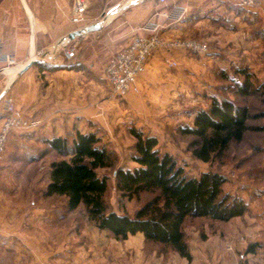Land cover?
Segmentation results:
<instances>
[{
  "label": "rangeland",
  "instance_id": "obj_1",
  "mask_svg": "<svg viewBox=\"0 0 264 264\" xmlns=\"http://www.w3.org/2000/svg\"><path fill=\"white\" fill-rule=\"evenodd\" d=\"M94 3V0H88V16L105 21L100 37L93 42L88 40L86 44L66 48L75 53L69 59L74 73L85 67L89 70L83 72L88 79L84 75L85 78L79 83L76 81L74 86L73 95L81 114L78 112L77 116H72L69 126L62 128L61 132L43 130L42 122L36 132L13 130L1 156L0 264H53L54 261L46 259L45 255L37 257L32 252L33 240L44 235L73 233H77L74 239L66 237L64 241L69 246L84 245L88 258L94 257L87 264H208L213 248H221L227 259L234 260L226 264H264V6L257 7L255 12L231 7V15L219 17L217 25L226 29L220 31V42L207 38V27L198 37H183L181 40L206 44L208 52L199 55L186 53L191 64L181 71V76L178 75L181 81L177 80L170 91L163 92L159 86L143 90L139 84V94H129L138 99L132 101L128 95L125 99L115 96L104 80V65L116 53L113 49L118 37L106 23V14L94 13L97 12ZM65 50L59 51L62 57ZM83 57L85 65L78 62ZM178 68L180 70L179 65ZM243 68L250 75L253 89L258 90L257 94L244 98L236 93V83L243 80L236 71ZM0 69V73L5 70ZM221 73L231 79L223 80ZM213 96L247 107L250 128L243 141L232 143L224 156L201 162L191 153L190 144L195 139L180 136L178 129L191 125L192 117L200 109H208ZM4 116L0 108V126ZM132 128L155 137L159 141V150L171 155L186 176L197 178L203 172L222 175L226 182L223 193L241 199L247 206L243 217L227 223L188 219L183 228L192 257L190 263L169 249L144 242L140 236L114 240L108 233L96 229L83 206L69 212L63 197L42 196L51 164L62 159L44 140L53 136L68 140L78 132H91L116 157L113 169L99 170L101 176L107 177L105 200L109 211L133 217L152 196L143 193L128 201L121 197L115 185L117 168L136 167L131 160L135 144L130 134ZM70 250L75 252L72 247ZM249 253V259H238ZM68 260L69 264H85L82 256L76 259L71 256ZM57 264L68 263L64 257Z\"/></svg>",
  "mask_w": 264,
  "mask_h": 264
},
{
  "label": "trees",
  "instance_id": "obj_2",
  "mask_svg": "<svg viewBox=\"0 0 264 264\" xmlns=\"http://www.w3.org/2000/svg\"><path fill=\"white\" fill-rule=\"evenodd\" d=\"M225 5L229 9L236 6ZM236 73L243 78L241 83L235 82L236 93L242 98L257 94L247 70L243 68ZM220 78L231 79L223 73ZM207 108L195 113L191 125L178 129L180 136L195 139L190 144L191 153L201 162L224 156L232 143L243 141L250 128L247 107L230 99L213 96ZM130 134L135 140L131 160L136 167L116 169L117 191L128 201L143 193L152 196L133 217L109 211L105 200L107 177L101 176L99 170L113 169L116 157L91 132H78L68 140L61 137L44 140L62 159L51 164L42 196L63 197L69 212L83 206L96 229L114 240L141 234L144 242L169 249L190 262L192 257L183 228L188 219L227 223L243 217L247 206L241 199L223 193L226 182L219 173L203 172L197 178L186 176L171 155L159 150L155 137L134 128Z\"/></svg>",
  "mask_w": 264,
  "mask_h": 264
},
{
  "label": "crops",
  "instance_id": "obj_3",
  "mask_svg": "<svg viewBox=\"0 0 264 264\" xmlns=\"http://www.w3.org/2000/svg\"><path fill=\"white\" fill-rule=\"evenodd\" d=\"M94 2L97 11L94 13L106 14L105 18L108 17L106 23L118 37L116 47L113 49L116 53L129 45L133 36L149 35L143 28L153 25L158 26L159 35L166 39L198 37L207 27L209 28L207 38L220 42L218 40L221 37L220 31L225 27L217 25L219 17L233 13L228 5L217 0H167L165 5L159 4L158 0H94ZM71 5L72 0H0V41L3 53L15 59L14 66L0 73L2 91L0 108H3V98L9 97L13 99L22 115L39 118L42 122L41 128L52 132L53 130L61 132L62 128L69 126L72 116H77L75 114L81 110L76 107L74 86L76 81L79 83L85 78L83 72H89L85 67L88 71L81 69L82 71L78 70L81 72L74 73L73 63L62 57L59 51L86 44L88 40L91 42L97 40L105 22L96 16H88L87 11L88 27H94L98 23L100 27L71 37L73 33L79 31L78 27L70 22ZM247 10L255 12V9ZM119 33L122 35L119 36ZM169 55L180 66V70L168 69L163 65L162 61L166 56L164 53L154 54L147 62L145 73L139 79L143 90L159 86L163 92L170 91L179 80L178 75L181 71L184 72V68L191 64L192 60L186 53L174 51ZM42 57L44 58L42 63L26 68L30 62ZM78 62L85 65L86 59L83 57ZM128 96L132 101L138 100L133 95ZM76 234L44 235L33 240L35 244L32 246V252H35L37 257L39 254L45 255L46 259L54 261L53 264H57L59 259L64 257L69 264L68 257L71 256L74 259L82 256L87 264L94 257L88 258L85 246L81 244L69 246L68 242L64 241L66 237L74 239ZM136 236L143 238L141 234ZM49 241L52 243L49 244ZM41 242L45 243L36 245ZM71 247L75 252L70 250ZM59 254L63 257L59 258ZM249 256L250 253L238 259H249ZM210 259L211 263L208 261V264L219 262L226 264L227 261V263L234 261L227 259L221 248H213ZM183 260L186 263L192 261Z\"/></svg>",
  "mask_w": 264,
  "mask_h": 264
},
{
  "label": "built area",
  "instance_id": "obj_4",
  "mask_svg": "<svg viewBox=\"0 0 264 264\" xmlns=\"http://www.w3.org/2000/svg\"><path fill=\"white\" fill-rule=\"evenodd\" d=\"M221 3L234 4L244 9H256L264 6V0H217ZM158 3L165 5L167 0H158ZM70 22L78 27V30H85L88 27L87 11L88 0H72ZM165 17H168L165 15ZM149 35L133 36L129 45L110 57L104 65L103 77L112 93L122 99L129 94H139V79L146 71V65L150 58L156 53H165L163 65L168 69H176L177 62L169 53L179 51L182 53H194L196 55L206 54L207 45L202 42L181 39H166L158 33V26L153 25L143 28ZM64 58L69 60L75 56L73 49H66ZM15 65V59L11 55L3 53L0 41V68H7ZM2 72V69H0ZM3 114L5 115L0 126V161L5 152L7 140L13 130H20L26 133L36 132L40 126V120H27L15 108L13 100L3 98Z\"/></svg>",
  "mask_w": 264,
  "mask_h": 264
},
{
  "label": "water",
  "instance_id": "obj_5",
  "mask_svg": "<svg viewBox=\"0 0 264 264\" xmlns=\"http://www.w3.org/2000/svg\"><path fill=\"white\" fill-rule=\"evenodd\" d=\"M100 27V25L98 24V25H94V27H87L85 30H80V31H77V32H75V33H73V35H71V37H74V36H79L81 33H83V32H91V31H94V30H97L98 28ZM43 60H44V58L42 57V58H39V59H36V61H32V62H30L27 66H26V68H29V67H31V66H33V65H36V64H40V63H42L43 62Z\"/></svg>",
  "mask_w": 264,
  "mask_h": 264
}]
</instances>
